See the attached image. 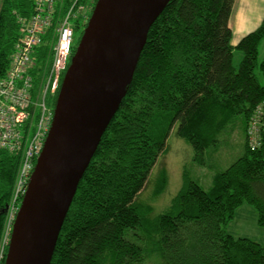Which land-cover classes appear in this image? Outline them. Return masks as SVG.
<instances>
[{
	"label": "trees",
	"instance_id": "obj_1",
	"mask_svg": "<svg viewBox=\"0 0 264 264\" xmlns=\"http://www.w3.org/2000/svg\"><path fill=\"white\" fill-rule=\"evenodd\" d=\"M74 1L60 0L59 11L66 14ZM87 3L78 0L72 9L76 27L87 25L92 14V9H83ZM234 4L170 0L153 22L127 93L79 182L51 264H144L152 253L164 264H264V242L229 231L245 204L255 209L257 225L264 230V83L256 72L259 68L264 76V59L258 61L264 19L234 46ZM34 6V0H0V81L25 33L23 20L31 19ZM57 19L43 35L34 52L37 63L33 60L29 70L34 78L29 91L35 99L51 63ZM235 50L243 54L239 66ZM174 126L200 164L206 162V151L221 147L235 127L243 133V153L214 172L208 189L184 172L170 206L153 217L151 206L137 198L166 151ZM20 161L21 150L0 149V264L12 228L5 207ZM161 178L157 196L167 188L166 171Z\"/></svg>",
	"mask_w": 264,
	"mask_h": 264
},
{
	"label": "water",
	"instance_id": "obj_2",
	"mask_svg": "<svg viewBox=\"0 0 264 264\" xmlns=\"http://www.w3.org/2000/svg\"><path fill=\"white\" fill-rule=\"evenodd\" d=\"M169 1L96 0L63 74L4 264H51L79 182L127 93L149 29Z\"/></svg>",
	"mask_w": 264,
	"mask_h": 264
},
{
	"label": "built area",
	"instance_id": "obj_3",
	"mask_svg": "<svg viewBox=\"0 0 264 264\" xmlns=\"http://www.w3.org/2000/svg\"><path fill=\"white\" fill-rule=\"evenodd\" d=\"M34 1L35 11L31 19L23 20L25 33L17 49L11 54L6 76L0 81V149L8 148L17 152L21 150L14 190L5 212L13 214L12 219L7 221V226L13 225L50 127L54 109L48 105L47 96L50 92L55 94L58 90L63 72L73 55L76 40L72 9L76 3L78 4V0L74 1L66 14L59 11L60 0ZM95 2L96 0H88L83 9L90 11ZM54 17L58 18L55 28L57 40L54 41V37L51 42V63L45 67L48 73L42 79L40 93L35 99L29 91L34 84V78L29 70L33 60L37 63L34 52L38 49L37 46L40 45L46 30L53 23ZM253 122L255 126L251 123L249 131L252 138L258 119Z\"/></svg>",
	"mask_w": 264,
	"mask_h": 264
},
{
	"label": "rangeland",
	"instance_id": "obj_4",
	"mask_svg": "<svg viewBox=\"0 0 264 264\" xmlns=\"http://www.w3.org/2000/svg\"><path fill=\"white\" fill-rule=\"evenodd\" d=\"M93 9V7L91 8ZM264 19V17H263ZM262 19V20H263ZM73 24L74 20H73ZM85 26L76 27L75 26V43L76 46L80 40L82 32ZM250 32V31H249ZM248 32V33H249ZM246 33V34H248ZM245 34V35H246ZM244 35V36H245ZM264 41L260 44L259 47V63L264 59ZM75 49V47H74ZM241 53L240 51L235 50V56ZM235 57L234 63L236 66H239L240 61L243 58V54L241 53L240 59ZM71 58L69 59L66 69L70 64ZM65 69V71H66ZM257 74L261 75L262 81L264 83V79L262 77V73L259 68L256 70ZM53 93H49L47 96V103L50 107L52 106V102L54 100ZM258 117L255 116L254 120ZM252 120V126H255V123ZM238 125L242 126L243 118L238 116L237 118ZM177 126V125H176ZM174 126L167 138L166 142V151L161 154L157 160V163L153 167L149 180L142 190L140 195L138 196L139 203H142L143 206H151V214L153 217L159 216L161 213L165 212L166 209L170 206L171 200L174 195L178 193L181 189L183 183V174L185 172L194 179L198 184H200L204 189H208L211 185L212 176L216 170H222L231 165L239 156L242 155L243 150L240 146V142L243 141V133L239 130V127H235L233 133L227 134V139L219 148H209L206 151V162L205 164H200V162L195 158V152L192 146L185 140V138L181 137L176 133L177 127ZM251 126V125H250ZM164 171L167 172L169 178L167 181V188L165 191L157 196L155 193V188L158 187V184L162 182V176ZM157 180V181H156ZM8 220L10 221L13 217V214L9 212L7 214ZM149 216V215H148ZM239 222L232 226V231L236 232L238 228ZM144 264H164L161 259L158 258L157 253L151 254V260L145 262Z\"/></svg>",
	"mask_w": 264,
	"mask_h": 264
},
{
	"label": "crops",
	"instance_id": "obj_5",
	"mask_svg": "<svg viewBox=\"0 0 264 264\" xmlns=\"http://www.w3.org/2000/svg\"><path fill=\"white\" fill-rule=\"evenodd\" d=\"M263 17L264 0H235L230 19L233 31L232 44L235 46L246 33L256 29ZM240 56L241 53H238L235 57L240 59ZM237 222H239L237 231L233 232L232 226ZM229 231L235 236H248L264 242V230L257 225V213L248 204L239 208L236 218L229 225Z\"/></svg>",
	"mask_w": 264,
	"mask_h": 264
},
{
	"label": "flooded vegetation",
	"instance_id": "obj_6",
	"mask_svg": "<svg viewBox=\"0 0 264 264\" xmlns=\"http://www.w3.org/2000/svg\"><path fill=\"white\" fill-rule=\"evenodd\" d=\"M65 72V71H64ZM64 72H63V74H64ZM62 77H63V75H62ZM6 212V211H5Z\"/></svg>",
	"mask_w": 264,
	"mask_h": 264
}]
</instances>
